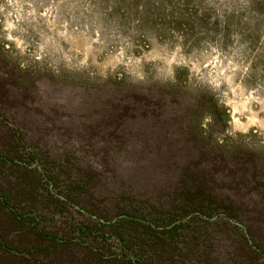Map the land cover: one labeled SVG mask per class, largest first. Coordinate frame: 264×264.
Listing matches in <instances>:
<instances>
[{"label":"rangeland","instance_id":"1","mask_svg":"<svg viewBox=\"0 0 264 264\" xmlns=\"http://www.w3.org/2000/svg\"><path fill=\"white\" fill-rule=\"evenodd\" d=\"M120 2L0 0V194H9V206L20 215L12 221L0 203V246L12 247L8 253L0 247L1 263L7 255V264H66L65 258L74 257L127 264L130 236L115 225L114 197L126 181L134 184L130 191L155 197L161 180L146 168L145 157L130 153L133 144L116 153L105 138L86 143L78 136L90 133L116 105L131 106L135 86L143 87L146 98L167 100L164 88L178 83L180 108L206 86L226 110L222 122L227 120L224 130H212L205 114L201 127L211 130L208 138L251 149L264 159V26L254 43L248 34L242 40L232 33L226 43L202 39L196 44L193 37L179 38L178 31L157 37L159 20L150 17L141 28L148 29L144 41L132 30L133 17L122 10L111 15L110 7ZM205 2L222 14L243 0ZM20 78L27 84L24 91L18 88ZM16 132L24 135L22 142ZM90 177L93 188L84 193ZM93 196L104 198L95 214L83 206ZM23 198L31 200L29 205L19 202ZM217 220L208 226L210 260L264 264L262 257L239 248V234ZM254 222L264 228V219ZM26 249L35 252L28 255Z\"/></svg>","mask_w":264,"mask_h":264},{"label":"trees","instance_id":"2","mask_svg":"<svg viewBox=\"0 0 264 264\" xmlns=\"http://www.w3.org/2000/svg\"><path fill=\"white\" fill-rule=\"evenodd\" d=\"M120 1L110 7L111 15L122 10L121 15L127 13L133 17L132 30L139 31L144 41L149 37L148 29L141 28L146 27L150 17L159 20V23L155 21L157 37L178 31L179 38L193 37L196 44L202 39L226 43L232 33L240 34L242 40L248 34L249 42L254 43L259 40L257 32L264 26V0H243L241 5L232 4L222 14L205 0ZM26 87V82L20 78L18 88L24 91ZM181 88L178 83L169 84L164 88L169 98L164 100L146 98L143 87L135 86L129 95L133 98L131 106L116 105L90 133L78 136L86 143L105 138L112 143L116 153L133 144L130 153L145 157L146 168L157 173L161 180L160 191L155 197L130 191L129 187H134L130 181L124 182L125 188L114 197L115 225L130 236L127 247L130 258L126 263L215 264L208 255L213 247L208 226L216 219L225 223L231 233L239 234L236 238L239 248H247L264 259V228H257L254 222V219H264V159L251 149L210 140L211 130L206 133L202 129V118L208 114L210 128L224 130L227 120L222 122L221 115L226 110L206 86L196 89L188 98L190 101L180 108ZM144 120L148 123L143 127L125 126L127 122ZM15 134L22 142L24 135ZM68 137L78 140L73 134ZM22 148L27 149L26 146ZM98 152L99 149L95 154ZM92 179L90 177L89 183ZM91 184L84 183V193L86 188H93ZM8 196L0 194V203L9 211L7 217L15 222L20 215L9 206ZM68 196L79 204L74 197ZM91 199L83 206L92 208L95 214L104 198L93 196ZM29 200L23 198L19 202L30 203ZM25 218L27 216L24 217L27 221ZM38 234L41 239L50 240L46 234ZM51 244L55 246V243ZM11 248H3V251L8 253ZM24 252L32 255L35 249ZM2 258L5 262L0 261V264H7L10 259L7 255ZM65 259L66 264L100 263L86 257ZM32 260L36 263V259ZM37 264L42 263L37 261Z\"/></svg>","mask_w":264,"mask_h":264}]
</instances>
